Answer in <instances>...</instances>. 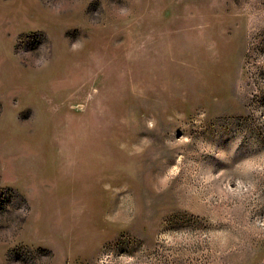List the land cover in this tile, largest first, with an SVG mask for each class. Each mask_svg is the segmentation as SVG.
I'll use <instances>...</instances> for the list:
<instances>
[{
    "label": "rangeland",
    "instance_id": "obj_1",
    "mask_svg": "<svg viewBox=\"0 0 264 264\" xmlns=\"http://www.w3.org/2000/svg\"><path fill=\"white\" fill-rule=\"evenodd\" d=\"M0 264H264V0H0Z\"/></svg>",
    "mask_w": 264,
    "mask_h": 264
}]
</instances>
